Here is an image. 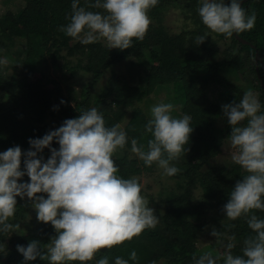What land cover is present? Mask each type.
Instances as JSON below:
<instances>
[{"label": "trees", "instance_id": "trees-1", "mask_svg": "<svg viewBox=\"0 0 264 264\" xmlns=\"http://www.w3.org/2000/svg\"><path fill=\"white\" fill-rule=\"evenodd\" d=\"M9 1L22 2L24 8L36 10L38 17L26 28L21 27L23 12L9 11L0 17V51L14 39H22L26 44L22 81L0 78V152L16 145L22 151L27 150L29 138L42 137L65 119L96 107L103 114L106 126L125 123L123 128L129 143L115 152L113 159L119 176L138 180L158 166L155 163L148 166L130 153L133 138L145 149L152 139L151 133L145 132L150 117L136 108V104L162 93L173 97L172 112H179L178 118L184 114L191 116L194 130L185 146L188 151L181 155L187 162H171L180 170L170 177L176 186L165 194L159 191L158 201L147 196L159 217L157 225L111 248L99 249L85 264H96L105 256L109 264H114L117 256L128 260V264H195V259L205 252L217 258L216 264H223L228 251L234 256L243 255L244 241L255 236L248 227V217L230 220L222 214V208L235 183L248 173L235 163L234 156L226 155L224 144L230 140V126L222 116L221 106L233 100L238 102L247 90L257 92L264 105L261 86H264V0H247L241 5L256 16L253 29L236 33L246 44L238 42L234 35L226 38L209 31L197 12L199 0H158L148 10L151 15L178 5L187 11L194 30L169 36L156 21L148 26L142 40L134 39L133 46L123 51L109 49L102 41L81 45L61 31L60 26L69 22L72 0ZM93 2L80 0V6L101 11L90 7ZM199 36H205L200 45ZM228 39L230 42L220 51L217 43ZM123 62H129L128 81L114 71ZM48 63L60 68L63 76L66 73L70 76L58 77L46 93V85L35 83L33 76ZM107 71L111 73L107 86L95 92ZM212 93L217 94V101L211 99ZM61 100L65 102L63 105ZM218 118L223 119L224 129L215 126ZM52 147L58 145L53 143ZM43 155L47 159V149ZM22 180L27 182L28 177ZM30 210H33L30 203L17 198L16 212L9 223L19 224L23 213ZM252 214L264 218V211L252 210ZM212 226L219 234L210 237L211 242L202 243ZM12 233H0V242L6 246L0 251V264H23L17 245L26 247L30 241L37 240L44 248L55 235L52 226L42 222L20 235L12 237ZM229 244L233 245L230 250ZM132 251L136 253L135 260L130 259ZM32 264H49V261L45 256Z\"/></svg>", "mask_w": 264, "mask_h": 264}, {"label": "clouds", "instance_id": "clouds-1", "mask_svg": "<svg viewBox=\"0 0 264 264\" xmlns=\"http://www.w3.org/2000/svg\"><path fill=\"white\" fill-rule=\"evenodd\" d=\"M157 2L94 0L90 7L101 11H91L80 6V0H72L69 22L60 30L82 44L103 39L109 49H130L134 39L144 38L151 23L148 10ZM199 5L202 24L226 38L255 26V13L242 7L241 0H199ZM204 41L205 36L197 37L199 45ZM6 63L7 59L0 57V65ZM172 110L171 103L151 108L145 132L151 133L152 139L146 149L136 139L130 141L132 153L148 166L155 163L169 177L180 171L171 162L186 154L185 146L194 130L190 115L176 118ZM221 112L236 149L233 159L248 173L235 183L222 214L230 220L247 216L248 227L255 233L244 241L243 255L228 251L223 264H264V218L252 214V210L264 211V105L252 90H247L238 102L222 105ZM53 143L58 148L52 147ZM128 143L124 128L120 124L106 126L103 114L92 107L65 119L42 137L29 138L27 150L16 145L0 152V233L22 230L20 224L9 223L16 212L17 198L30 203L37 221L50 224L55 233L44 248L37 240L26 247L17 245L23 264L45 256L49 264H85L99 249L111 248L157 225L159 217L142 195L138 180L118 175L113 155ZM45 149L49 152L47 159ZM24 176L27 182L22 180ZM218 234L212 226L210 235ZM232 247L228 245L229 250ZM5 249L0 242V251ZM130 259H136L135 251ZM216 259L205 252L195 264H216ZM96 264H109V259L105 256ZM114 264H128V260L117 256Z\"/></svg>", "mask_w": 264, "mask_h": 264}, {"label": "rangeland", "instance_id": "rangeland-1", "mask_svg": "<svg viewBox=\"0 0 264 264\" xmlns=\"http://www.w3.org/2000/svg\"><path fill=\"white\" fill-rule=\"evenodd\" d=\"M11 12L13 14L22 13L23 21L21 23V27L26 28L29 22H34L38 17V12L31 8H24V4L20 1L11 2L9 0H0V17L5 15L7 12ZM148 15L150 17L151 23H155L156 21H159V23L163 26L165 31L168 33L169 36H176V35H182L187 34L189 32H192L194 30V25L192 24L190 18L188 17L187 11H184L183 8L180 6H170L166 7L165 9H162L156 14L151 15L148 12ZM98 41H102L105 43L103 39H100ZM229 39L225 40L224 42H218L217 47L222 51L225 48V45L229 43ZM106 44V43H105ZM84 45V44H81ZM26 50V44L25 41L22 39H14L11 43L7 44V47L4 50L0 51V57H4L7 59V63L4 65H0V78H11L12 80L21 82L22 81V69L24 65V52ZM242 57V56H241ZM128 63L129 62H123L122 64L116 66L114 68V71L117 75H122L125 77V79L128 81ZM45 68L43 70H38L34 76L33 81L35 83L44 84L46 85V93H49L50 89L52 88V85L54 84V81H58V77L63 76L62 71L58 67H53L50 63L46 64L44 66ZM142 72L145 71V67H143ZM239 75V74H238ZM69 74H65L64 78H69ZM111 73L110 71H107L105 75L101 78L97 86L95 87V92L99 91L100 87L104 88L107 86L109 79H110ZM237 79L240 81V84L242 83V80L239 79V76H237ZM249 79V78H248ZM80 81V80H79ZM82 82V81H81ZM176 88H180L179 85L175 86ZM257 98L260 100V95L256 92L255 93ZM1 95V93H0ZM211 99L214 101H217V94H211ZM173 102V97L169 95L159 94L152 96H149L146 98L143 102L137 103L136 108L141 109V111L147 116L148 118H151V108L154 105H157L159 103H171ZM219 102V101H218ZM222 103V101H221ZM145 104L149 105V108L145 107ZM171 115L173 117L178 118L179 112H172ZM129 119V116L127 117ZM126 122V121H125ZM49 123L52 124V120H49ZM122 127L125 126V123L121 124ZM215 126L218 129H224V122L223 119L218 118L215 122ZM56 128V127H54ZM225 152L227 156H234L236 154V149L231 145L230 140H228L225 144ZM133 156H136V154L130 152ZM197 157V156H196ZM227 158V157H226ZM177 161H186L180 157L179 159H176ZM187 162V161H186ZM172 177V176H171ZM138 182L142 189V195L146 197V199L149 201L147 196L154 197L155 201H158L157 193L162 190V192L165 194L169 190H173L176 186V181L174 179H171L169 176H166L163 174V170L159 167L154 168L150 173L148 174H142L138 178ZM150 207H153L149 203ZM41 222H38L36 219V213L32 210L30 212H24L22 219L20 220V229L16 230L12 233L13 236L20 235L22 232L24 233L29 228L37 227L38 224ZM212 238L211 235L206 236L205 240L202 243L207 244L208 242H211L209 238Z\"/></svg>", "mask_w": 264, "mask_h": 264}, {"label": "water", "instance_id": "water-1", "mask_svg": "<svg viewBox=\"0 0 264 264\" xmlns=\"http://www.w3.org/2000/svg\"><path fill=\"white\" fill-rule=\"evenodd\" d=\"M247 0H242L241 1V5L244 3V2H246ZM234 36H235V39L238 41V42H240V43H242V44H246L247 42H245V41H243L242 39H240V38H238L237 36H236V34H234ZM259 61V57H258V54H256L255 55V65H257V62ZM261 86H262V89H263V92H264V86L261 84Z\"/></svg>", "mask_w": 264, "mask_h": 264}]
</instances>
